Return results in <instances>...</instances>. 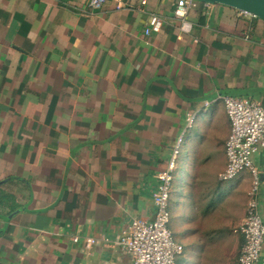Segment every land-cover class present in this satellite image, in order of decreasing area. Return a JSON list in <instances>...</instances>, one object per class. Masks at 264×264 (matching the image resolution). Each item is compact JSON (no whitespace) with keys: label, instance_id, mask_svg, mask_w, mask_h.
<instances>
[{"label":"crops","instance_id":"1","mask_svg":"<svg viewBox=\"0 0 264 264\" xmlns=\"http://www.w3.org/2000/svg\"><path fill=\"white\" fill-rule=\"evenodd\" d=\"M176 2L92 9L88 0H0V264H132L114 243L133 220H154L157 177L175 146L205 147L226 115L224 97L264 105V21L199 4L184 33ZM220 151L215 166L205 163L218 181L227 165ZM253 164L264 222V149ZM233 181L236 204L214 228L244 223L252 179ZM186 191L190 202L172 192V215L195 212ZM207 218L196 217L186 237L176 224L181 241L203 244Z\"/></svg>","mask_w":264,"mask_h":264},{"label":"built area","instance_id":"2","mask_svg":"<svg viewBox=\"0 0 264 264\" xmlns=\"http://www.w3.org/2000/svg\"><path fill=\"white\" fill-rule=\"evenodd\" d=\"M117 7L127 4L124 0H114ZM106 0H88L92 9H100ZM146 0H142L145 4ZM203 4H211L194 0H177L174 14L181 20V30L189 33L191 24L187 20L188 12ZM241 17H254L246 12L238 11ZM154 29L159 28L157 20L152 21ZM226 116L229 120L230 132L225 142L224 152L227 160L225 171L220 175L222 183L235 180L247 172L252 179L250 201L247 206L244 223L234 230L235 235L243 238L244 242L234 264H258L264 248V222L256 201L259 185V173L253 164V156L264 149V105L249 98H222ZM196 115L190 114L187 128L191 129ZM183 141L175 146L173 156L165 171L158 175L159 185L153 195L156 213L153 221L147 222L135 219L123 231L122 236L114 243L125 249L131 257L132 264H176V259L183 253V246L177 242L171 229L172 212L170 200L172 196L177 158L179 157ZM78 243L79 239L74 238ZM84 248L90 250L95 239H86Z\"/></svg>","mask_w":264,"mask_h":264},{"label":"rangeland","instance_id":"3","mask_svg":"<svg viewBox=\"0 0 264 264\" xmlns=\"http://www.w3.org/2000/svg\"><path fill=\"white\" fill-rule=\"evenodd\" d=\"M220 119L218 124L206 133L204 140L207 144L205 147L204 143L197 145L198 141L191 143L190 140L182 146V157L175 176L173 191L176 198L182 199L183 202H190V197L184 193L185 185L188 183L187 192L190 196L193 195L192 208L195 212H193L192 216L186 218V213L183 209V217L186 221L182 223L183 225H180L177 221L178 229L184 232V234H181L186 237V235L190 236L189 228L196 221V217L200 219L197 223L204 221L207 216H210L207 220L211 221L201 224L203 228L201 232V236L204 238L203 244L192 243L187 236L186 252L178 264H234L239 253V244L233 231L234 227L220 230L214 228L215 224H213L219 216L225 214V211L231 207L234 200V204H236V193H238L237 191L232 193L233 189L231 186L234 181L226 183L225 187L228 189L222 192L223 188L219 185L218 176H216L217 170L213 168L207 170V164L205 165L206 161H208L211 162L212 166H215L216 156L221 153L220 150L223 149V144L229 135L226 115L223 114ZM206 122H209L208 118ZM218 142L219 144L217 145ZM190 146H194L192 153L187 151L192 150ZM210 228L214 229L210 230ZM196 245H199L198 250H195Z\"/></svg>","mask_w":264,"mask_h":264},{"label":"water","instance_id":"4","mask_svg":"<svg viewBox=\"0 0 264 264\" xmlns=\"http://www.w3.org/2000/svg\"><path fill=\"white\" fill-rule=\"evenodd\" d=\"M201 3L220 4L246 12L264 21V0H194Z\"/></svg>","mask_w":264,"mask_h":264},{"label":"trees","instance_id":"5","mask_svg":"<svg viewBox=\"0 0 264 264\" xmlns=\"http://www.w3.org/2000/svg\"><path fill=\"white\" fill-rule=\"evenodd\" d=\"M227 123H228V125H229V120H228V118H227ZM228 138V137H227ZM227 140V139H226ZM219 141V140H218ZM213 142H214V140H213ZM226 142V141H225ZM225 142H224V146H225ZM184 144V143H183ZM183 144H182V146H183ZM219 144V142L217 143V145ZM223 146V147H224ZM179 157H180V160H181V157H182V148H181V151H180V154H179ZM180 160H179V162L178 163H180ZM179 165V164H178ZM221 184H223L220 180H219V185H221ZM187 187H188V183L185 185V191L187 190ZM187 192V191H186ZM182 217L183 216H178V214H173V216H172V220H171V229H172V231H173V233H174V236H175V238H176V240H177V242H179L182 246H183V253L181 254V255H179L178 257H177V259H176V264H178V262H179V260L184 256V254H185V252H186V247H187V244L185 243V242H183V241H181V236L182 235H180V233L179 232H177L176 230H175V225L177 224V221H178V223H180V220L182 219ZM235 229V228H234ZM234 229H233V231H234ZM243 242H244V240H243V238L242 237H240V240H239V249L241 248V246L243 245Z\"/></svg>","mask_w":264,"mask_h":264},{"label":"clouds","instance_id":"6","mask_svg":"<svg viewBox=\"0 0 264 264\" xmlns=\"http://www.w3.org/2000/svg\"><path fill=\"white\" fill-rule=\"evenodd\" d=\"M176 176V175H175ZM175 181V180H174Z\"/></svg>","mask_w":264,"mask_h":264}]
</instances>
